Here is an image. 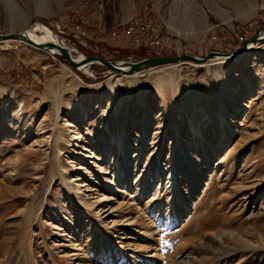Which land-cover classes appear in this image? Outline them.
Here are the masks:
<instances>
[{"label":"rangeland","instance_id":"obj_1","mask_svg":"<svg viewBox=\"0 0 264 264\" xmlns=\"http://www.w3.org/2000/svg\"><path fill=\"white\" fill-rule=\"evenodd\" d=\"M29 8L15 29L0 18V33L41 22L82 53L117 61L235 52L264 22V0ZM132 17L153 19L144 35L163 40L103 37ZM9 39H0V264H264V40L238 61L122 73L113 91L105 86L118 73L107 67L89 75ZM211 87L209 100L198 94Z\"/></svg>","mask_w":264,"mask_h":264},{"label":"water","instance_id":"obj_2","mask_svg":"<svg viewBox=\"0 0 264 264\" xmlns=\"http://www.w3.org/2000/svg\"><path fill=\"white\" fill-rule=\"evenodd\" d=\"M262 32H264V22L257 28V31L253 37L246 39L243 42V45L239 50L235 52L210 50L206 52L203 56L183 53V54L167 55V56L146 57V58H142V59L134 60V61H122L123 63H120L117 60L107 58L101 55H86L82 53L79 49H77L76 47H74L73 49L84 54L83 63H80V64H88V66L99 64V65H103L107 67L110 71L114 73H123L125 75H132L146 68L148 69V68H151L157 65L177 63V62L185 61V60L192 61L198 64H204L218 57H223V58H219V60L225 59V58L233 59L243 54L244 52H247L249 49L248 47L250 45L263 41L264 37H260L261 36L260 34ZM4 36L6 35H3L0 33V38H3ZM20 36L23 37L24 40H26L27 42L31 44L37 45L38 47H43L41 44H36L32 39L25 37L23 34ZM47 46L56 47V49L59 50L60 56H62L68 63H70L77 71H81L78 68L79 63L71 57L68 49L58 44H55V43H47ZM124 67H127V68L124 69Z\"/></svg>","mask_w":264,"mask_h":264},{"label":"bare ground","instance_id":"obj_3","mask_svg":"<svg viewBox=\"0 0 264 264\" xmlns=\"http://www.w3.org/2000/svg\"><path fill=\"white\" fill-rule=\"evenodd\" d=\"M41 8L44 9V5H42ZM28 20H29V16H28L27 20L25 21V23H28ZM1 34L6 35V36H4L3 38H0V39H6L4 41H6L7 43L11 41V39H9V38H14V37H18V38H20L19 40H22V41L27 42L26 40H24L23 37L20 36V35L23 34L25 37H28V38L32 39L36 44H41L43 47H38L37 45H34V44H31L30 43L31 45H34V46H36L38 48H42L45 51H47L48 53H51L53 55L59 54V50H57L56 47L47 46V43H55V44H58V45H60V46H62L64 48L68 49V51L70 52L71 57L75 61H77L79 63L78 68L81 71H83V72L91 75V71L88 68L89 67L88 64H80V63H83L84 54H82L81 52L73 49L74 47L69 46L64 39L60 38V36H58L52 29H50L49 27H47L46 25H44L41 22L36 23L30 29H24L23 31H21L19 33H17V32L16 33H14V32L9 33L8 32V33H1ZM260 35H261L260 37H264V32H262ZM254 47H255L254 44L253 45H250L248 47L249 49H248L247 53L250 52V51H253ZM245 53L246 52H244L243 54H245ZM243 54H241V55H243ZM241 55H239V56H241ZM239 56L235 57L236 59L233 58L234 61H238L241 58ZM219 58H223V57H218V58H215V59H219ZM225 60L226 61H233V60H230V58H225ZM118 62L123 63L122 61H118ZM97 63H99V62H97ZM177 63L180 64V63H193V62L192 61H186L185 60V61H180V62H177ZM126 68L127 67H124V69H126ZM121 74L122 73H118V74H115V75L111 76L109 78V80H108L105 88L108 89V90L115 91L119 87V83L121 82V77H120ZM116 77H118V78H116ZM217 78L214 77L213 78V82L216 83ZM170 79H171V76H168V77H166V76H160V77H158L157 81H158V84L159 85H162V84H165V83H170L171 82ZM162 86H165V85H162ZM180 87H181V89L183 91H185V90L188 91L189 89H191V84H187V85L180 84ZM134 88H135V85L132 84L131 82H128L126 84V86H125L126 92L127 93H130V94L133 93ZM199 91H200V96L201 97H204L207 100H209L210 95L213 94V87L208 88V90H206V93H205L204 90H201L200 89V90H198V94H199ZM11 120H13V119H11ZM141 264H144V263H141ZM148 264H153V262H148Z\"/></svg>","mask_w":264,"mask_h":264},{"label":"built area","instance_id":"obj_4","mask_svg":"<svg viewBox=\"0 0 264 264\" xmlns=\"http://www.w3.org/2000/svg\"><path fill=\"white\" fill-rule=\"evenodd\" d=\"M147 22L148 23H146V21L139 20L136 17H132L127 23H125L124 27L121 28L120 31L108 30V31H104L102 35L103 37H106L109 39L114 38L115 36H118L117 39L119 40H122L124 42L136 43V44H139L143 40V38L146 37L147 35L149 36L151 35V38H152L151 42L158 43L159 41H162L163 36L160 35L158 32H153V33L149 32L146 36L144 35V30L149 29V28H151L152 30L155 29L153 27V24H154L153 19H147ZM59 33H61V35L63 34V32L60 30H59ZM90 34L92 38H94L95 40H98L96 33H93L92 31H90ZM62 39L65 40V38H62Z\"/></svg>","mask_w":264,"mask_h":264},{"label":"clouds","instance_id":"obj_5","mask_svg":"<svg viewBox=\"0 0 264 264\" xmlns=\"http://www.w3.org/2000/svg\"><path fill=\"white\" fill-rule=\"evenodd\" d=\"M31 2L32 0H0V18L12 29L23 26L30 14Z\"/></svg>","mask_w":264,"mask_h":264},{"label":"trees","instance_id":"obj_6","mask_svg":"<svg viewBox=\"0 0 264 264\" xmlns=\"http://www.w3.org/2000/svg\"><path fill=\"white\" fill-rule=\"evenodd\" d=\"M84 78H85L86 80H89V78H88V77H86V76H84Z\"/></svg>","mask_w":264,"mask_h":264}]
</instances>
